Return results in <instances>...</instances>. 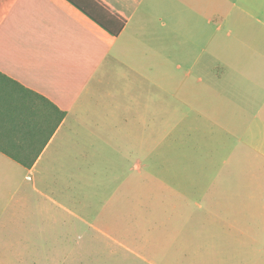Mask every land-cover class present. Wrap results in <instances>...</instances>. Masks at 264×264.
<instances>
[{
	"label": "crops",
	"instance_id": "obj_1",
	"mask_svg": "<svg viewBox=\"0 0 264 264\" xmlns=\"http://www.w3.org/2000/svg\"><path fill=\"white\" fill-rule=\"evenodd\" d=\"M98 1L125 20L118 37L66 0H0V264H81L70 143L144 137L171 63L180 107L217 93L224 137H264V0Z\"/></svg>",
	"mask_w": 264,
	"mask_h": 264
},
{
	"label": "rangeland",
	"instance_id": "obj_2",
	"mask_svg": "<svg viewBox=\"0 0 264 264\" xmlns=\"http://www.w3.org/2000/svg\"><path fill=\"white\" fill-rule=\"evenodd\" d=\"M181 64L194 85V74L185 78L191 63ZM173 65L169 93L151 88L152 105L164 109L144 137H115L112 151L100 141L107 137L70 143L79 158H68L66 179L86 220L81 237L71 234V249L81 250L70 262L264 264V137H224L217 93L212 107L190 110V97L180 107Z\"/></svg>",
	"mask_w": 264,
	"mask_h": 264
},
{
	"label": "trees",
	"instance_id": "obj_3",
	"mask_svg": "<svg viewBox=\"0 0 264 264\" xmlns=\"http://www.w3.org/2000/svg\"><path fill=\"white\" fill-rule=\"evenodd\" d=\"M113 37H118L125 20L113 14L98 0H66Z\"/></svg>",
	"mask_w": 264,
	"mask_h": 264
}]
</instances>
